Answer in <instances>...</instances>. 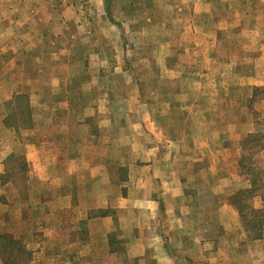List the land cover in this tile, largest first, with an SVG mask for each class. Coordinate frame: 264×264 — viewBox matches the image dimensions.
Instances as JSON below:
<instances>
[{
    "label": "crops",
    "instance_id": "crops-1",
    "mask_svg": "<svg viewBox=\"0 0 264 264\" xmlns=\"http://www.w3.org/2000/svg\"><path fill=\"white\" fill-rule=\"evenodd\" d=\"M33 4V0H0L2 18L12 20L6 35L13 37L11 45L1 50L16 55L9 71L0 72V99L26 96L25 162L35 188L41 185L33 192L38 199L31 207L42 198L49 226L74 228L59 250H71L67 259L81 257V264H264V233L248 238L239 211L228 202L229 195L252 190V180L240 174L238 164L242 141L254 126L242 116L260 109L213 107L210 96L179 86L171 91L160 87L150 97L145 83L138 95H127L138 109L121 111L108 104L97 108L100 94L90 95L93 100L85 106V94L67 91L79 78L64 73L69 65L81 66L73 53L77 43L71 46L63 41L70 35L61 34L63 39L55 43L59 46L44 45L48 36L44 30L36 32L34 24L25 27L29 21L46 20V14L30 9ZM79 35L76 32L73 40ZM73 57L75 64L64 60ZM259 57L253 59L246 83L239 84L255 85L264 78V57ZM166 64L161 63V69L178 67L174 60ZM11 71L16 72L12 78L7 73ZM199 72L191 75L205 74ZM175 73L179 81L181 72ZM156 76L164 78L160 71ZM102 94L109 101L110 95ZM153 100L158 107L147 108ZM91 107L89 126L83 116ZM118 112L123 121L117 122ZM228 116H236L235 121ZM259 156L264 161V148ZM119 167L125 169L122 175ZM263 198V192L254 190V210L262 208ZM16 201L24 202L19 191L10 202ZM48 241L52 244V237ZM34 243L28 244L31 250L39 246ZM39 258L40 253L34 254L32 262Z\"/></svg>",
    "mask_w": 264,
    "mask_h": 264
},
{
    "label": "rangeland",
    "instance_id": "rangeland-1",
    "mask_svg": "<svg viewBox=\"0 0 264 264\" xmlns=\"http://www.w3.org/2000/svg\"><path fill=\"white\" fill-rule=\"evenodd\" d=\"M33 1L30 9L46 14V20L35 19L25 27L34 24L36 32L44 30L48 35L44 45L48 47L49 42L50 47H56L58 44L55 43L63 39L61 34L71 36L63 39L71 46L77 43L73 53L81 66L76 69L69 65V69L64 68V73L79 78L78 84L73 83L67 91L85 94L82 99L85 106L93 100L88 98L90 95L97 98L100 94L95 100L96 107L108 104L109 108L121 111L131 107L138 109L127 95H138L145 83V92L150 97H155L160 87L171 91L172 87L175 90L179 86L182 91L190 88V91L210 96L213 107L221 106L231 111L260 109L242 116L254 126V131L242 141L243 153L238 164L240 174L252 180V190H241L228 196V202L239 211L248 238L260 237L264 233V201L262 208L254 210L251 199L254 190L264 193V161L259 156L264 148V109L261 108L264 105V78L257 80L255 85L239 83H246L245 77L252 74L251 63L255 56L264 57V0ZM8 22L12 23V20L3 19L0 11V72L9 71L14 54L1 50L5 45H11L13 38L6 35ZM13 30L15 33L16 29ZM76 32L80 35L75 41L73 35ZM27 59L32 57L27 56ZM72 59L75 57L64 58L75 64ZM172 60L178 67L161 69V63L169 66ZM175 70L181 72L179 81L174 77ZM159 71L164 75L161 80L156 76ZM199 71L205 74L191 75ZM7 73L11 78L16 74L13 71ZM124 75L128 79L130 76V80L124 81ZM199 84L201 88L197 90ZM9 88L11 83H7V92ZM92 90L95 95L89 94ZM102 93L110 95L109 101L103 100ZM155 104L156 100H153L147 108L158 107ZM92 108H88L83 116L89 126L93 125V116H87V113ZM27 112L28 102L23 93L0 99V264H81V257L67 259L71 250L67 252L66 249L63 253L59 250L74 228L49 226L42 198L37 207H31L38 199L33 197V192L41 185L35 188L36 180L25 162V142L22 141L29 128ZM118 114L115 116L117 122L119 118L123 121L122 112ZM235 118L227 117L231 121ZM14 146V151L7 154ZM124 171L119 167L120 175ZM3 183L8 187L1 190ZM18 191L24 200L22 204L10 202ZM50 237L52 244L46 242ZM9 239H15L13 247L9 245ZM53 239L57 240L54 242ZM34 241L39 246L31 250L28 244H35ZM39 253L41 258L32 262L33 255Z\"/></svg>",
    "mask_w": 264,
    "mask_h": 264
},
{
    "label": "trees",
    "instance_id": "trees-1",
    "mask_svg": "<svg viewBox=\"0 0 264 264\" xmlns=\"http://www.w3.org/2000/svg\"><path fill=\"white\" fill-rule=\"evenodd\" d=\"M0 237H2V235H0ZM9 240H10V241H8L10 243L9 245H11V247H13V245L16 244L15 239H9ZM4 262L6 263V260Z\"/></svg>",
    "mask_w": 264,
    "mask_h": 264
}]
</instances>
